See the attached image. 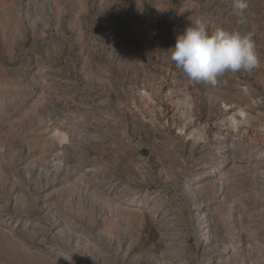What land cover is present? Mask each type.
<instances>
[{"label": "rangeland", "instance_id": "374dc122", "mask_svg": "<svg viewBox=\"0 0 264 264\" xmlns=\"http://www.w3.org/2000/svg\"><path fill=\"white\" fill-rule=\"evenodd\" d=\"M246 2L0 0V264H264ZM197 17L251 32L259 66L190 82L168 49Z\"/></svg>", "mask_w": 264, "mask_h": 264}, {"label": "clouds", "instance_id": "9594fccd", "mask_svg": "<svg viewBox=\"0 0 264 264\" xmlns=\"http://www.w3.org/2000/svg\"><path fill=\"white\" fill-rule=\"evenodd\" d=\"M246 0H234L233 12L242 16ZM189 26L168 49L171 61L190 82L216 83L226 73L251 72L259 66L253 34L238 28L209 30L202 18H188Z\"/></svg>", "mask_w": 264, "mask_h": 264}, {"label": "bare ground", "instance_id": "6f19581e", "mask_svg": "<svg viewBox=\"0 0 264 264\" xmlns=\"http://www.w3.org/2000/svg\"><path fill=\"white\" fill-rule=\"evenodd\" d=\"M189 180H191V179H189ZM123 212V211H122ZM205 230V229H204ZM204 234H207V233H204ZM208 236H206V238L203 240V243L202 244H205V245H207L208 244ZM207 253V252H206ZM212 261H209V262H207V264H212L211 263Z\"/></svg>", "mask_w": 264, "mask_h": 264}]
</instances>
